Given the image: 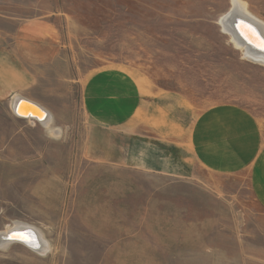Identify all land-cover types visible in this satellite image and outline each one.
<instances>
[{
    "label": "rangeland",
    "instance_id": "374dc122",
    "mask_svg": "<svg viewBox=\"0 0 264 264\" xmlns=\"http://www.w3.org/2000/svg\"><path fill=\"white\" fill-rule=\"evenodd\" d=\"M240 3L264 26V0ZM231 4L0 0V56L29 79L19 98L50 117L20 118L17 98L0 99V232L24 224L48 244L0 248V264H264L247 170L208 171L175 146L200 117L231 113L264 140V65L219 25ZM104 71L137 83L127 122L86 112L84 86Z\"/></svg>",
    "mask_w": 264,
    "mask_h": 264
},
{
    "label": "crops",
    "instance_id": "0c3cea01",
    "mask_svg": "<svg viewBox=\"0 0 264 264\" xmlns=\"http://www.w3.org/2000/svg\"><path fill=\"white\" fill-rule=\"evenodd\" d=\"M6 59L0 56V69L9 76L2 81L0 79V99L17 98L16 105L22 101L19 90L27 89L29 79ZM3 84L9 86L3 89ZM83 91L86 112L99 124L117 125L127 122L140 106L137 83L123 73L101 72L87 81ZM23 101L42 109L32 101L24 98ZM42 110L46 113L48 125L50 117ZM213 120L216 123L209 125ZM175 146L186 150L190 161L205 170L222 173L247 170L253 196L264 210V140L254 121L237 113L215 118L206 115L195 123L186 141L176 143ZM179 162L186 161L181 156Z\"/></svg>",
    "mask_w": 264,
    "mask_h": 264
},
{
    "label": "bare ground",
    "instance_id": "6f19581e",
    "mask_svg": "<svg viewBox=\"0 0 264 264\" xmlns=\"http://www.w3.org/2000/svg\"><path fill=\"white\" fill-rule=\"evenodd\" d=\"M231 3V10L222 18L220 17L219 25H222L232 44L246 58L251 59L254 63L257 62L264 65V26L249 16L245 10V5L240 3V0H231ZM237 20L240 22L236 30L234 26ZM17 106H19L20 112L17 115L18 117L35 119L43 125H47L46 113L38 106L23 100L18 101L16 105L14 102V108ZM39 233L27 225L16 223L12 228L9 227V229L0 232V248L4 249L10 244H20L35 250L40 247V251L45 254L48 244L44 242L41 244L40 239L42 236ZM9 235H11V239L8 238Z\"/></svg>",
    "mask_w": 264,
    "mask_h": 264
},
{
    "label": "water",
    "instance_id": "95a60500",
    "mask_svg": "<svg viewBox=\"0 0 264 264\" xmlns=\"http://www.w3.org/2000/svg\"><path fill=\"white\" fill-rule=\"evenodd\" d=\"M239 22H240V21L237 20L236 23H235V26H234V27H235L236 30H237V27H238V25H239ZM255 49H256V48H255ZM258 51H261V50H258ZM261 52H263V51H261ZM21 100H22V99H21ZM18 104H19V103H18ZM19 105H20V104H19ZM13 111H14L15 115H19V114H20V112H19V106H17L16 108L13 107ZM36 119H39V118H36ZM10 237H11V235L8 236L9 239H11ZM10 241H12V240H10ZM14 241H18V240H14Z\"/></svg>",
    "mask_w": 264,
    "mask_h": 264
}]
</instances>
